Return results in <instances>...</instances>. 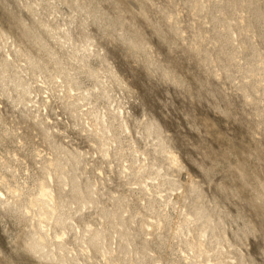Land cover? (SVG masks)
Returning <instances> with one entry per match:
<instances>
[{"label":"rangeland","instance_id":"374dc122","mask_svg":"<svg viewBox=\"0 0 264 264\" xmlns=\"http://www.w3.org/2000/svg\"><path fill=\"white\" fill-rule=\"evenodd\" d=\"M0 264H264V0H0Z\"/></svg>","mask_w":264,"mask_h":264}]
</instances>
